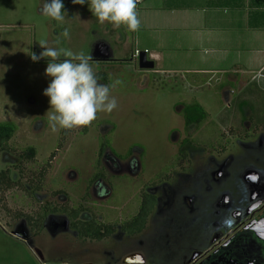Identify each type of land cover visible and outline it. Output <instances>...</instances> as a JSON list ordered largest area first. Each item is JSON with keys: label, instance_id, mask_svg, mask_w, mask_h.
<instances>
[{"label": "rangeland", "instance_id": "obj_1", "mask_svg": "<svg viewBox=\"0 0 264 264\" xmlns=\"http://www.w3.org/2000/svg\"><path fill=\"white\" fill-rule=\"evenodd\" d=\"M45 2L0 0V122L17 126L7 144L9 151H0V171L8 167L21 172L10 187H0V264H122L121 257L134 251L141 252L147 264H210L204 258L195 263L194 253L206 252L212 233H227L244 216L251 195L264 192V148L245 145L247 129L240 108L246 102L244 115L252 111V116L263 118L264 71L249 66L245 76L150 73L139 67L138 60L132 64L98 60L95 46L106 41L111 58L129 61L134 35L118 52L112 31L119 30L100 24L89 5L70 0L71 9L62 0L67 18L61 26L41 14ZM65 27L70 28L71 39L61 37L57 44ZM41 39L50 47L92 56L97 73L108 75L109 81L100 78L101 83L122 80L123 85L111 93L117 109L100 113L91 128L53 132L46 115L50 98L43 94L51 82L45 74L49 61L31 59L32 52L39 56L44 50ZM194 100L210 117L200 126L185 127L182 110ZM107 141L115 153L108 148L102 155L105 177L89 184L97 172L100 145ZM29 147L35 154L19 158L28 154ZM226 153L236 154V174L230 179L223 175L206 189L205 183H199L200 175ZM258 153L261 164L256 162ZM245 164L252 166L250 175L253 170L263 173L256 182L245 179ZM145 193L156 197V206L146 228L130 235L122 227L137 214ZM46 203L86 211L84 217L111 224L116 231L101 241L82 238L71 228L66 213L46 216L38 241L6 226L8 218H35ZM239 237L214 253L213 261L225 255L222 264L248 263L246 256L233 252ZM140 255L128 256L127 262L143 264Z\"/></svg>", "mask_w": 264, "mask_h": 264}, {"label": "crops", "instance_id": "obj_2", "mask_svg": "<svg viewBox=\"0 0 264 264\" xmlns=\"http://www.w3.org/2000/svg\"><path fill=\"white\" fill-rule=\"evenodd\" d=\"M85 5H89L87 0ZM138 10V32L123 26L111 29L119 30L112 31L118 38V52L126 49L134 35L131 59L111 58V45L100 41L97 44L111 57L98 60L132 64L138 60L137 53L145 51L155 62L150 73L245 76L249 66L264 71V0H141Z\"/></svg>", "mask_w": 264, "mask_h": 264}, {"label": "clouds", "instance_id": "obj_3", "mask_svg": "<svg viewBox=\"0 0 264 264\" xmlns=\"http://www.w3.org/2000/svg\"><path fill=\"white\" fill-rule=\"evenodd\" d=\"M73 4L84 5L86 0H72ZM90 11L100 24H111L113 28H126L138 32L141 27L138 4L140 0H87ZM41 14L58 25H64L67 18L62 0H46ZM71 39L70 28L65 27L57 37ZM42 49L39 56L32 52L31 59L38 62L48 58L46 75L51 78L44 95L49 97L48 123L53 132L60 129L71 131L76 128H91L100 113H112L118 107L117 99L111 94L120 79L103 84L91 63L93 57L83 51L73 52L64 47H50L47 40L38 41ZM261 238H264L262 236Z\"/></svg>", "mask_w": 264, "mask_h": 264}, {"label": "flooded vegetation", "instance_id": "obj_4", "mask_svg": "<svg viewBox=\"0 0 264 264\" xmlns=\"http://www.w3.org/2000/svg\"><path fill=\"white\" fill-rule=\"evenodd\" d=\"M203 106V105H202ZM244 106H240L242 108V120H245V128L247 131L245 132V145L249 148H258L262 149L264 148V115L262 119H258L256 116H252L251 114L253 113L252 111H249L247 113V116L244 115L246 111H244ZM184 108V107H183ZM207 111V110H206ZM208 112V111H207ZM245 112V113H244ZM209 114V113H208ZM193 125V124H192ZM222 137V136H221ZM223 139V137H222ZM221 139V140H222ZM253 145V146H252ZM243 159L245 158V151H243ZM258 159L256 162L260 163L263 161L260 159L262 154L258 153ZM238 163L236 159V154H227L224 155L223 157L221 156L220 159L214 160L213 163H211V167H209L208 171H206L204 174L200 175V180L199 183H205L206 184V189H210V186L218 183L217 181L220 180V177L224 175L225 178H232L234 177V174H236V169L235 165ZM234 166V167H233ZM259 167V166H257ZM237 168V167H236ZM252 168V166H251ZM251 168H248L245 164V179H248L249 177L252 178V181L256 182L259 177L262 176L263 173H258L256 174L255 171L253 170L252 174L250 175V171L252 170ZM253 168H255L253 166ZM238 176V175H236ZM259 176V177H258ZM212 187V186H211ZM253 200L251 202L247 201V206L245 209V214L242 217L241 220H239L234 227L228 230L227 233H222V232H214L212 233L211 241L209 246L207 247L206 252L203 254H200V252L194 253V262L197 263L198 260L204 258L206 260H211L210 264H222L226 263V257L225 255L219 256L220 258L215 259L213 261V255L214 253H217L218 250H220L222 247H226L230 245V243H233L234 238L236 236H240L233 244V247L235 246V250L233 252L238 256V257H245V260H247L248 263L246 264H264V238H261L264 236V192L262 190H259L258 192H254L252 195ZM157 203V199H156ZM228 203V201H227ZM54 206L52 203H48ZM156 206V205H155ZM57 207V206H55ZM59 208V207H57ZM155 208V207H154ZM43 207L40 208V213L36 214L35 218H26V217H19L15 219H5L6 226L10 227L11 230H16L18 231H25L29 234V236L34 239V241H38L41 238V226L43 223L45 224V218H41V215L43 214ZM63 209V208H59ZM67 211H72L67 209ZM217 212V211H216ZM65 213L64 210L63 212H50L49 214H62ZM86 211L80 212L77 216V219L71 218L69 214H67L70 218V225L71 228L79 233V229L75 227V222L79 220L80 214H82V219H84L83 214H85ZM218 213V212H217ZM47 214L46 216H48ZM38 215V216H37ZM85 218H92V217H85ZM93 219V218H92ZM131 221V220H130ZM99 222V221H98ZM128 222V221H127ZM103 225H110L113 229L112 234L109 236L105 237L108 238L114 234L116 231L113 225L107 224L105 222H100ZM147 225V223H146ZM124 226V225H123ZM123 228V227H122ZM146 228V226H145ZM144 228V229H145ZM7 229V228H6ZM143 229V230H144ZM122 230V229H121ZM125 230V229H124ZM142 230V231H143ZM141 231V232H142ZM127 232V231H125ZM140 232V233H141ZM129 233V232H127ZM60 234V233H59ZM130 234V233H129ZM139 234V233H136ZM136 234H130V235H136ZM54 236L56 235L53 234ZM11 236L21 240L23 237L19 234H11ZM103 238V239H105ZM240 238L243 240L240 241ZM89 239V238H88ZM101 239V240H103ZM93 240V239H91ZM101 240H96V241H101ZM245 246V248H244ZM242 247V248H241ZM238 248V250H237ZM247 249L248 251H245ZM142 255L144 263L147 264L145 256L139 252V251H134V252H129L123 255L120 259V263L122 261V264H134V263H129L127 262V257L134 255ZM140 255V256H141ZM192 257V258H193ZM225 260V261H224ZM192 264V262H191Z\"/></svg>", "mask_w": 264, "mask_h": 264}, {"label": "trees", "instance_id": "obj_5", "mask_svg": "<svg viewBox=\"0 0 264 264\" xmlns=\"http://www.w3.org/2000/svg\"><path fill=\"white\" fill-rule=\"evenodd\" d=\"M98 77L109 81L108 75L106 73H97ZM246 102L241 103V107L244 106ZM182 115L184 117L185 121V127H188L192 124L196 126L202 125L209 117L210 115L206 111V109L198 102V101H192L189 103H186L184 105V108L182 110ZM87 129L83 130V133L86 132ZM17 131V126L14 122H0V151L2 152H8L9 149L7 147L8 142L11 140L15 132ZM108 148H111V144L109 141L102 142L99 148V155L98 159L96 161V171L94 175L89 180V184L93 183L96 180L102 179L105 176V173L103 171V163H102V155L104 151ZM111 150L114 152V150L111 148ZM27 153L29 154H23L19 158H24L25 156H33L35 154L34 147H29L27 149ZM115 153V152H114ZM17 165L18 164H13ZM19 167V166H18ZM20 170L17 171H10L8 167L5 169H2L0 171V187L2 185H5L4 187H10V183L15 181L16 176H19ZM19 178V177H18ZM156 205V197L150 193H145L143 195V198L141 200V204L139 207V210L137 214L131 219V221H128L124 224L123 229L125 231L129 232L130 234H136L140 233L146 226L147 220L149 215L151 214L152 210L154 209ZM43 214L41 215V218H45L47 214L50 212H64L69 214L71 218L77 219L78 214L81 212L80 210L73 209L72 211H67V209H59L55 206H52L51 204L46 203L43 206ZM83 212V211H82ZM84 216V214H83ZM75 227L79 229V235L82 238H89L93 240H101L110 234H112V227L110 225H103L98 220L95 219H80L75 222Z\"/></svg>", "mask_w": 264, "mask_h": 264}, {"label": "water", "instance_id": "obj_6", "mask_svg": "<svg viewBox=\"0 0 264 264\" xmlns=\"http://www.w3.org/2000/svg\"><path fill=\"white\" fill-rule=\"evenodd\" d=\"M98 57L99 59H107L110 57L108 51L106 50L105 47H103L102 44H97L95 48L94 58H98ZM138 64H139V67L144 70L154 69L155 67V62L148 58V55L145 51L139 52Z\"/></svg>", "mask_w": 264, "mask_h": 264}, {"label": "built area", "instance_id": "obj_7", "mask_svg": "<svg viewBox=\"0 0 264 264\" xmlns=\"http://www.w3.org/2000/svg\"><path fill=\"white\" fill-rule=\"evenodd\" d=\"M141 1V0H140ZM137 56H138V53H137Z\"/></svg>", "mask_w": 264, "mask_h": 264}]
</instances>
